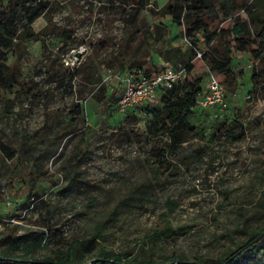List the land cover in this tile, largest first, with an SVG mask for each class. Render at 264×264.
<instances>
[{
    "label": "rangeland",
    "instance_id": "obj_1",
    "mask_svg": "<svg viewBox=\"0 0 264 264\" xmlns=\"http://www.w3.org/2000/svg\"><path fill=\"white\" fill-rule=\"evenodd\" d=\"M167 1L0 0L13 35L0 48V257L56 264L74 245L63 264H95L103 251L122 264L195 263L264 230V58L237 54L227 111L198 106L178 147L147 130L161 103L117 112L122 62L161 70L158 45L187 42L162 16ZM206 1L213 28L243 14L264 55V0ZM41 236L26 255L19 240ZM232 259L264 264V240Z\"/></svg>",
    "mask_w": 264,
    "mask_h": 264
},
{
    "label": "trees",
    "instance_id": "obj_2",
    "mask_svg": "<svg viewBox=\"0 0 264 264\" xmlns=\"http://www.w3.org/2000/svg\"><path fill=\"white\" fill-rule=\"evenodd\" d=\"M22 1L24 0H7L9 6ZM125 1L129 0H122V2ZM131 1L142 2V0ZM231 1L236 3V0ZM206 5V0H168L161 9L162 16H165L172 25L179 29V33L184 35L187 42L182 46H173L169 43L160 44L157 47V53L166 61L164 67L183 68L186 72V79L172 85L170 88L159 90L156 102L161 103V107L151 111L152 117L147 125V130L154 135L164 133L168 137L170 144L176 147L180 146L191 133L192 128L189 118L198 107V99L204 90V76L209 72H213L215 78L223 85L225 90L233 92L237 88L239 75L232 70L231 66L237 54L247 52L251 56L252 61L264 58V55H260V51H258V47L261 45L260 39L258 35H254L248 29L246 18L243 17V14L233 20L222 21L218 28H213L210 21L213 10L206 9ZM38 16L35 15L28 20V30H30L31 23ZM11 21L12 17L10 14L3 17L2 25H0V48L7 46L4 32L7 34L8 30L12 28ZM179 33L176 32V35H179ZM7 35L9 38H13V35ZM176 35L173 34V38ZM31 36L32 33L24 35L26 38ZM201 39L206 44L204 50H199L197 47V43ZM133 63L126 68V64L123 61L121 69L118 70L119 73L123 71H130L131 73L140 71L142 76L150 78L157 75L160 71L155 65L144 66L143 64L145 63H140L135 66ZM0 80L8 82L9 79L3 73ZM1 86L5 87V84ZM131 112L127 111L124 116ZM163 234L165 237L169 236L171 231L167 230ZM262 240H264V230L254 231L235 250L230 251L221 259L213 261L203 260L195 263L184 262L182 264H231L229 262L234 260L232 259L233 257L253 252L256 245ZM41 241L42 236L33 244L19 240V245H23L26 248L25 253L28 255L36 250ZM75 247L73 245L65 252H61L56 264H63L69 256H75ZM6 252L8 251H4L5 256L8 255ZM110 255V252L103 251L102 257L94 259L93 262L95 264H122L120 262L121 257L117 256L110 259ZM44 260H37L42 261L41 263H33L34 259L15 260L1 256L0 264H50ZM143 264L149 263L145 262ZM178 264H181V262L178 261Z\"/></svg>",
    "mask_w": 264,
    "mask_h": 264
},
{
    "label": "built area",
    "instance_id": "obj_3",
    "mask_svg": "<svg viewBox=\"0 0 264 264\" xmlns=\"http://www.w3.org/2000/svg\"><path fill=\"white\" fill-rule=\"evenodd\" d=\"M184 79H186L185 70L172 66L162 68L157 75L150 78L142 76L140 71L134 73L123 71L113 77L114 82L112 83L121 87V95L116 107L117 112L124 116L128 110H139L142 107L151 106L157 101L160 89L170 88ZM205 85V89L198 99V106L210 113L211 117L218 118L228 109L225 89L214 74H210Z\"/></svg>",
    "mask_w": 264,
    "mask_h": 264
},
{
    "label": "water",
    "instance_id": "obj_4",
    "mask_svg": "<svg viewBox=\"0 0 264 264\" xmlns=\"http://www.w3.org/2000/svg\"><path fill=\"white\" fill-rule=\"evenodd\" d=\"M32 262H33V263H41L42 261H37V260H35V261H32ZM45 262L50 263V264H55V262H52V261H50V260L45 261Z\"/></svg>",
    "mask_w": 264,
    "mask_h": 264
}]
</instances>
